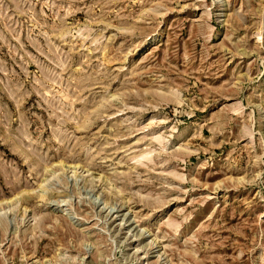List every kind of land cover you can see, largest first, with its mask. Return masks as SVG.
<instances>
[{
	"label": "rangeland",
	"instance_id": "obj_1",
	"mask_svg": "<svg viewBox=\"0 0 264 264\" xmlns=\"http://www.w3.org/2000/svg\"><path fill=\"white\" fill-rule=\"evenodd\" d=\"M0 264H264V0H0Z\"/></svg>",
	"mask_w": 264,
	"mask_h": 264
}]
</instances>
